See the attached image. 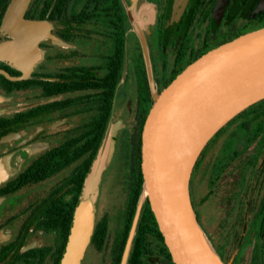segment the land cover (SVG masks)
<instances>
[{
	"label": "flooded vegetation",
	"instance_id": "1",
	"mask_svg": "<svg viewBox=\"0 0 264 264\" xmlns=\"http://www.w3.org/2000/svg\"><path fill=\"white\" fill-rule=\"evenodd\" d=\"M79 1L66 0L64 23L45 20L53 41L38 44L39 66L16 81L34 85L0 87V163L7 170L0 184V264L59 263L76 206L71 175L115 124L113 158L117 150L128 166L125 200L95 219L80 264H121L138 204L139 195L126 231L151 89L161 91L205 52L264 27V0H107L90 7ZM0 69L22 76L6 64ZM33 92L36 103L10 105L15 94ZM253 124L241 135L236 125L217 135L221 128L189 180L195 219L224 264H264V120ZM71 155L75 160L56 169ZM145 205L125 264H173L156 233L137 231ZM97 207L104 209L96 200L95 213Z\"/></svg>",
	"mask_w": 264,
	"mask_h": 264
},
{
	"label": "water",
	"instance_id": "2",
	"mask_svg": "<svg viewBox=\"0 0 264 264\" xmlns=\"http://www.w3.org/2000/svg\"><path fill=\"white\" fill-rule=\"evenodd\" d=\"M31 1L10 0L0 23V35L5 38L0 43V61L22 74L14 78L0 69V75L12 82L29 77L38 44L51 37L47 22L25 19ZM151 99L140 135L141 191L121 264L126 262L144 203L173 264H224L195 219L189 180L211 138L238 114L264 100V27L205 52L161 91L151 89ZM118 127L109 125L105 132L58 264H80L83 259L95 226L99 179L112 162ZM90 177L96 179L91 186L87 184ZM6 178V167L0 163V184ZM181 181L186 186V203L179 192Z\"/></svg>",
	"mask_w": 264,
	"mask_h": 264
},
{
	"label": "trees",
	"instance_id": "3",
	"mask_svg": "<svg viewBox=\"0 0 264 264\" xmlns=\"http://www.w3.org/2000/svg\"><path fill=\"white\" fill-rule=\"evenodd\" d=\"M10 0H0V23H1V19L3 16V13L8 5ZM81 4H83V0L79 1ZM86 3V5L88 7L93 5H101L103 4L104 6H106L108 3H111V1H107V0H86L84 1V4ZM67 10V4H66V0H32L26 13H25V19L27 20H38V21H52V20H58L61 23L65 22V12ZM10 75H16V73H14L13 71H11L9 68L5 67L4 68ZM34 85L33 81H25V82H10L7 81L3 76L0 75V87L3 89H6L7 91H13V90H18L21 88H28L30 86ZM264 100L260 101L259 103L253 105L252 107H249L248 109L244 110L243 112H241L240 114H238L236 117H234L230 122H228L224 128H222L217 135H223L225 134V131L228 127H231L232 125H236L237 129H238V133L239 135H241V133L243 132V130H246V126L253 124V127L256 126V122L258 120H264L263 114H264ZM148 111V109L146 110V112ZM245 128V129H244ZM255 128V127H254ZM96 150H94V153H92L91 155H89L88 159L86 160L85 164L82 165V168H77L79 169L78 173H73L71 175V183H75L76 184V188L74 189V199L72 202V206L74 207V205L77 204L75 197L78 194V198H79V193L81 192V187L82 184L84 183V178H86L95 158L97 155ZM138 152H139V148L137 147V162L135 163V168H136V177L134 178L133 181V185H135L134 190V197L132 198V202L129 206V217H128V222L126 225V231L128 230L132 215H133V210H134V205H135V201L138 197V195L140 194L141 191V178L139 176V162H138ZM73 155L67 157L66 159H64L61 162H57L56 164V169L62 168L65 166L64 162H72L73 161ZM75 160V159H74ZM42 177H37L34 178L35 181H39L42 180ZM132 190V191H133ZM77 199V198H76ZM78 201V199H77ZM76 202V204H74ZM106 225V223H104ZM67 225H69V222L67 223ZM99 226L100 223L97 224V227H95V231L94 234H96L97 232H99ZM97 231V232H96ZM137 231H139L140 233L145 232V231H152L154 233L157 234V236L159 238H161L158 230L156 229L155 225L152 222L151 219V213L150 210L147 206V204L144 207V211H143V216L138 224V228Z\"/></svg>",
	"mask_w": 264,
	"mask_h": 264
},
{
	"label": "rangeland",
	"instance_id": "4",
	"mask_svg": "<svg viewBox=\"0 0 264 264\" xmlns=\"http://www.w3.org/2000/svg\"><path fill=\"white\" fill-rule=\"evenodd\" d=\"M5 40L4 37L0 35V43ZM53 41L51 38H47L40 43H45L49 41ZM38 52L33 62V69L39 66L40 61L43 58V52L40 50L39 46L37 47ZM0 64H4L0 61ZM35 92L33 93H27V94H18L13 96V101L10 103V105H16L17 110H21L27 106H29V103H36L35 100ZM2 96V95H0ZM3 97V96H2ZM25 107H22L24 106ZM14 107V108H15ZM125 159L123 155H119L118 151L116 150V155L113 158V161L111 162L110 166L106 168L105 170H102L100 182L98 183V192H97V204L99 207H102V211L98 209V212L95 213V219H99L100 214L102 212L107 211L110 209L111 211L115 209V206L117 204V200L121 199L125 200L124 195H120L121 193V185L124 183V177L128 172V166L124 165ZM120 191V192H119ZM119 194V195H118ZM191 203V202H190ZM143 206V204H142Z\"/></svg>",
	"mask_w": 264,
	"mask_h": 264
},
{
	"label": "bare ground",
	"instance_id": "5",
	"mask_svg": "<svg viewBox=\"0 0 264 264\" xmlns=\"http://www.w3.org/2000/svg\"><path fill=\"white\" fill-rule=\"evenodd\" d=\"M95 180H96L95 178L90 177L87 180V184L89 186H91L95 182ZM179 192H180V195H181L183 201H185V203H186V197H187L186 186H185V182H183V181L180 182V191Z\"/></svg>",
	"mask_w": 264,
	"mask_h": 264
}]
</instances>
